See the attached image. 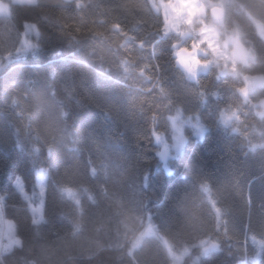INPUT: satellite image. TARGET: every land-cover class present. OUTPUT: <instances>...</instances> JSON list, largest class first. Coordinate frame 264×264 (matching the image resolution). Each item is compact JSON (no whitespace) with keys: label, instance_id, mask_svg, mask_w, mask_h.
<instances>
[{"label":"clouds","instance_id":"1","mask_svg":"<svg viewBox=\"0 0 264 264\" xmlns=\"http://www.w3.org/2000/svg\"><path fill=\"white\" fill-rule=\"evenodd\" d=\"M0 264H264V0H0Z\"/></svg>","mask_w":264,"mask_h":264},{"label":"trees","instance_id":"2","mask_svg":"<svg viewBox=\"0 0 264 264\" xmlns=\"http://www.w3.org/2000/svg\"><path fill=\"white\" fill-rule=\"evenodd\" d=\"M99 2L101 3V4H104V3H106L107 2V0H99ZM211 145L209 146V149L207 150V152H208V154H213V153H211ZM257 188L254 186L253 187V195L255 196L256 194H257Z\"/></svg>","mask_w":264,"mask_h":264}]
</instances>
